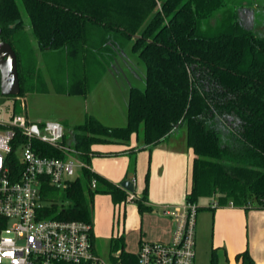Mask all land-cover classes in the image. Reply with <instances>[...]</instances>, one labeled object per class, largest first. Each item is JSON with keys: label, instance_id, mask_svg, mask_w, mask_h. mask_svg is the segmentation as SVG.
<instances>
[{"label": "trees", "instance_id": "16d2710c", "mask_svg": "<svg viewBox=\"0 0 264 264\" xmlns=\"http://www.w3.org/2000/svg\"><path fill=\"white\" fill-rule=\"evenodd\" d=\"M21 1L29 23L19 0H0V41L9 43L17 54L21 97L28 89L19 49L23 45L31 51L27 24L45 57L52 54L55 61L83 70L84 94L90 65L98 70L109 67L118 51L131 43L146 70L145 87L130 90L124 127H108L88 116L74 128L70 144L87 167L64 190L67 205L58 203V189L43 184L42 199L50 203L42 210L43 217L93 227L86 193L91 199L109 195L115 205L128 197L125 190L90 169L93 146L128 145L133 135H141L143 146L151 149L183 125L195 155L187 201L198 204L216 198L220 207L232 203L246 210H264V35L253 28L255 22L246 23L244 11L213 26L216 16L230 7V0ZM35 145L46 155L62 157L42 143ZM147 197L148 187L135 200L140 213L152 211ZM91 240L94 245L93 232ZM236 259L257 264L248 251ZM218 260L214 249L212 264ZM119 261L138 264L137 256L126 251L123 236L110 244L109 262Z\"/></svg>", "mask_w": 264, "mask_h": 264}, {"label": "built area", "instance_id": "2783aa9c", "mask_svg": "<svg viewBox=\"0 0 264 264\" xmlns=\"http://www.w3.org/2000/svg\"><path fill=\"white\" fill-rule=\"evenodd\" d=\"M35 142L62 157L46 155ZM85 167L60 122L36 123L15 113L0 120V264H111L96 254L91 224L42 215L50 205L42 199L43 184L65 190ZM96 186L93 180L92 189ZM127 194L128 202L138 199L135 193ZM211 206L220 207L218 202ZM198 211V204L188 201L165 206L163 214L173 224L172 238L169 242L141 241L138 264H195Z\"/></svg>", "mask_w": 264, "mask_h": 264}, {"label": "rangeland", "instance_id": "374dc122", "mask_svg": "<svg viewBox=\"0 0 264 264\" xmlns=\"http://www.w3.org/2000/svg\"><path fill=\"white\" fill-rule=\"evenodd\" d=\"M19 6L21 8L24 20L29 23V18L24 10L22 1L19 0ZM244 11V12H243ZM243 12V19L248 22V25L251 26L253 22V28L257 27V31L264 35V0H230V7L227 10H223L220 12L216 18L213 20L212 25L216 26L222 22V20L231 17L235 13ZM256 14V16H255ZM30 39V38H29ZM34 40V37H32ZM31 43V42H30ZM132 43L124 50H120L117 53L119 60V68L113 69V73H117L118 83H119V91L115 90L116 93L112 95L105 86L100 89L101 94L99 99V111L97 114L101 117L102 121L108 125H120L123 123L121 119L122 115L126 114L127 109V92L125 89L121 88L123 85L129 84L130 87H137L143 89L145 87V76L146 70L141 62L137 53H134L131 49ZM21 51V57L23 61L26 60L31 54L30 51L25 46H19ZM54 55H50V57L45 58V62L48 68V77L56 79L57 85H61L64 90H74L77 86H80V82L84 79L83 70L79 66H74L70 64L66 65L65 61L54 60ZM115 57V58H116ZM114 61V60H113ZM54 62V64H53ZM56 66V67H55ZM58 67V68H57ZM97 66L90 65V80L88 85L90 88L98 81L99 75H102V70H98ZM26 75V74H25ZM44 75L39 73V78L42 80ZM70 77L69 83H67V77ZM79 82V83H78ZM106 84V83H105ZM113 86V84H112ZM27 88V86H26ZM105 88V89H104ZM24 98V96H22ZM125 99L126 104L123 102ZM18 97H9L4 105L0 108V120H6L10 113L15 114H25L28 119L32 122H36L39 120L44 121H60L61 117H67L71 120V122L81 123L83 120L79 119L78 110L82 111L85 115L86 112L91 115L95 114L93 110L95 107V101H89V104L78 97H67V96H58L53 93L39 96L37 94H27V111H23L21 106L23 104L22 100H19ZM90 100V99H89ZM126 106V108H125ZM102 109H101V108ZM7 113V114H6ZM93 113V114H92ZM65 128L66 126L63 125ZM67 129V128H66ZM187 127L185 125L178 127L172 134H176L177 137L181 138L183 133ZM70 137H73L74 131L73 127L67 129ZM188 136V130H187ZM136 138V135L134 136ZM140 141L141 135H140ZM188 139V137H187ZM112 143L107 144H96L94 145L93 151H113ZM94 159H103L107 160L105 156L103 157H95ZM115 160V158L108 159ZM95 165V163L93 164ZM186 166H185V176L178 170V174H173L172 177H165L163 180L160 178H152L150 177V181L147 182V178L145 175L140 179V186L137 188V192H139L140 187L142 185L143 192L148 187V192H153L157 199L164 201L167 197L176 199L178 197L184 198L180 204L176 206H182L186 199V188H187V178H186ZM146 171V168H145ZM147 173V171H146ZM80 176V175H79ZM156 177V176H155ZM56 199L58 203L68 204V201L65 198L64 190H58L56 193ZM86 199L89 205L91 206L93 213V222H94V232H95V247L99 257L102 259L109 261V242L110 235L112 232L113 224L116 223L118 226V222L120 223V227H122V218H118V207L114 206V201L105 195L96 194L91 199L89 193H86ZM208 200L201 199L198 202V207L203 206L204 202ZM49 203V201H46ZM182 203V204H181ZM159 204H156L153 208V212H145L140 213L138 206L135 202H130L127 204L126 212L129 218L132 212H134V223L139 225L141 230H138L136 233L129 234L126 226V251L131 254H137L139 251V242L142 237L146 239V241H163L166 240L165 234L167 233L168 221L164 218L160 217L158 213ZM163 205H171V204H161ZM115 208V209H114ZM123 207H122V215H123ZM133 210V211H132ZM208 212V213H207ZM208 214V217L205 219V223H202V218L204 214ZM212 214L211 210H203L200 209L198 211L197 216V226H196V263L195 264H212V221L210 220V215ZM115 215V216H114ZM212 216V215H211ZM205 217V216H204ZM159 221L166 223L164 225V230L161 231L163 236H159L156 238H148L147 236H142V234L147 233V231H151L152 228L159 224ZM170 228V227H169ZM157 230V229H156ZM218 264H230L228 258L223 254H219ZM239 264H241L239 262Z\"/></svg>", "mask_w": 264, "mask_h": 264}, {"label": "crops", "instance_id": "0c3cea01", "mask_svg": "<svg viewBox=\"0 0 264 264\" xmlns=\"http://www.w3.org/2000/svg\"><path fill=\"white\" fill-rule=\"evenodd\" d=\"M27 31L30 34V44H31V51L29 52L31 55L27 56L28 58L23 61L21 60V69L24 72V75L28 77L27 82V90L24 95V98L19 96L18 99L22 100L23 105L25 108L22 110L27 111V94H37L39 96H45L48 94H55L58 96H67V97H78L83 99L86 104H89V101H95L94 111L95 114L91 115L87 113L84 115L82 111L78 110L79 119L83 120L81 123L71 122V120L67 117H61L60 122L61 124L65 125L66 128L73 127V130L76 126L83 124L88 116H94L99 119L104 125L108 127H124L127 124V110H128V102H129V93L131 88L129 84L126 86L123 85L121 88L125 89L127 92V109L126 114L122 115L120 125H108L104 123L97 114L99 111V99L101 91L100 89L105 86L108 91L114 95L116 93L115 90H120L117 73H113V69H118L120 64V58L116 57L114 61L111 63L109 67H106L102 70V75L98 79V81L93 85L92 88L87 87V91L84 94L83 88L80 86L76 89L72 90H64L61 85H57V81L52 79L48 73L47 64L45 62V54L39 49V46L34 38L32 40V34L27 24ZM39 73L44 75L43 79L40 80ZM67 82V81H66ZM69 83V80L68 82ZM106 83V84H105ZM113 84V86H112ZM104 88V89H105ZM90 99V100H89ZM18 100V101H19ZM123 102L126 104L125 99ZM101 108V107H100ZM126 108V106H125ZM102 109V108H101ZM28 118V117H27ZM46 122L44 120H39L37 123ZM48 122V121H47ZM66 129V130H67ZM69 133V132H68ZM135 135L132 136V139L128 145H124L121 143H112L115 145L113 147V151H93L94 155L91 159L90 169L97 175L101 176L102 178L108 180L109 182L120 186V184L125 181L129 180L133 182L135 188V195L138 198H141L143 195L142 185L140 187L139 192H137L138 186H140V179L143 175L145 178L149 176L152 178H160L164 179L165 177H172L173 174H178V170L185 176V166H186V178H187V188H186V199L183 205L187 202V195L192 187V171H193V164L195 155L193 150L188 145L187 139V129L183 133L181 138L177 137L176 134L170 136V138L166 141L161 142L160 144L152 147L151 149L145 148L143 146V140L140 141V138ZM72 137H70L71 139ZM139 147H142L139 151L137 150ZM94 149V146L93 148ZM105 156L107 160L103 159H94L95 157H103ZM115 158V160H108ZM95 163V165H93ZM146 168V171H145ZM156 176V177H155ZM110 197L109 195H105ZM112 199V198H111ZM206 202H204L203 206L199 208L203 210H211L212 214L210 215V220L212 221V249L218 250V255L223 254L226 258H228L230 264H239L236 259V256L240 253L248 251L252 259L257 264H264V210L261 209H242L237 208L234 205L231 206L230 204L225 207H218V208H211L212 203L218 202L216 198L209 199L205 198ZM184 198H169L167 197L164 201L157 199L153 192H148L147 197V205L152 207V210L156 204H159L158 213L160 217L164 218L168 221L163 223L159 221L154 229L152 228L151 231H147L142 236H147L148 238H156L159 236H163L161 231L164 230V225L166 224L168 227L167 233L165 234L166 240L163 241H155V242H169L172 238L173 234V224L171 220L163 214V208L165 206H173L176 207L177 204H180ZM130 203L128 201L123 202L121 204H117L114 206L118 207V218H122V227H120V223L118 222V226L116 223L113 224L110 242H109V255H110V244L113 238H118L123 236L126 241V226L127 232L129 234L136 233L138 230H143L139 228L137 223H134V212L131 215H127L126 208L127 204ZM171 204V205H161V204ZM182 204V203H181ZM122 207L123 215H122ZM115 209V208H114ZM133 211V210H132ZM153 212V211H151ZM208 213V212H207ZM212 215V216H211ZM115 216V215H114ZM205 216V217H204ZM202 218V223H205L206 217L208 214H204ZM170 227V228H169ZM157 229V230H156ZM93 234H94V248L95 252V232H94V225H93ZM146 240L144 237L141 238L139 242V247L141 241ZM154 242V241H150ZM126 243V242H125ZM212 250V251H213ZM98 255V254H97Z\"/></svg>", "mask_w": 264, "mask_h": 264}, {"label": "water", "instance_id": "95a60500", "mask_svg": "<svg viewBox=\"0 0 264 264\" xmlns=\"http://www.w3.org/2000/svg\"><path fill=\"white\" fill-rule=\"evenodd\" d=\"M0 28V34H1ZM139 38V36H135ZM0 70H1V95L0 105H4L9 97H19L21 95V84L19 78L18 58L13 47L0 41ZM123 190L135 193L133 182L123 181L120 186Z\"/></svg>", "mask_w": 264, "mask_h": 264}]
</instances>
